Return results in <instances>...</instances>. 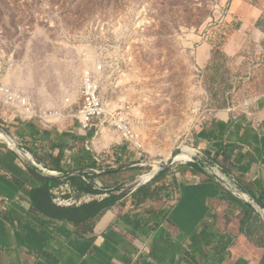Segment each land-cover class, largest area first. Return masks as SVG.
Returning a JSON list of instances; mask_svg holds the SVG:
<instances>
[{
  "label": "rangeland",
  "instance_id": "rangeland-1",
  "mask_svg": "<svg viewBox=\"0 0 264 264\" xmlns=\"http://www.w3.org/2000/svg\"><path fill=\"white\" fill-rule=\"evenodd\" d=\"M98 64L104 100L123 113L97 121L89 147L112 156L98 171L127 193L173 153L170 167L195 164L176 152L200 157L201 123L264 94V0H0V90L28 97L37 121L77 131L83 74ZM5 111L0 94V125ZM117 148L143 169L133 180Z\"/></svg>",
  "mask_w": 264,
  "mask_h": 264
},
{
  "label": "crops",
  "instance_id": "crops-1",
  "mask_svg": "<svg viewBox=\"0 0 264 264\" xmlns=\"http://www.w3.org/2000/svg\"><path fill=\"white\" fill-rule=\"evenodd\" d=\"M9 123L19 146L42 164L28 149L37 154L56 177L0 143V264H264V215L258 208L264 210V94L243 107L215 110L192 138L200 158L236 179L242 193L231 192L197 164L177 165L162 176L167 187L160 200L138 205L132 194L145 185L139 184L92 230L53 214V206L109 196L80 193L72 181L104 189L95 182L103 181L96 174L104 170L89 168L88 132L13 117ZM80 162L87 168L78 170ZM130 163L126 170L133 180L138 168L131 158ZM59 199L72 204L60 205Z\"/></svg>",
  "mask_w": 264,
  "mask_h": 264
},
{
  "label": "built area",
  "instance_id": "built-area-1",
  "mask_svg": "<svg viewBox=\"0 0 264 264\" xmlns=\"http://www.w3.org/2000/svg\"><path fill=\"white\" fill-rule=\"evenodd\" d=\"M104 70V65L98 64L96 67L85 71V73L83 74V88L81 92L80 105L75 117L78 119L80 128L84 131H88L89 129H91V127L94 126L97 121L100 122V124L106 123V120L109 117L115 118L117 120L121 119L120 115L123 113L110 109V105L104 100L102 89L100 86L101 83L99 81V77H101ZM0 94L3 99V105L7 110L2 117L4 125H0V132L4 136L5 134L2 129H6L3 126L6 127L7 123L11 120L12 117L13 119L20 118L25 121H36V117H39L35 114V109L32 107L30 99L23 96L19 90L7 86L0 90ZM46 117L56 119V116H54L53 113H51L50 116L48 115V113H45L43 119H45L47 123H50L52 121L46 119ZM125 126L127 125L125 124ZM0 143L5 144L8 148L10 147L6 136L5 139H0ZM23 151L26 155L30 156V154L25 149H23ZM204 162L211 168L215 176L220 181H223L228 187L238 190L236 179L223 172L222 168L219 165L211 164L210 162L205 160ZM97 185L101 186L100 184ZM57 201L60 205L72 204L71 202L62 199H59Z\"/></svg>",
  "mask_w": 264,
  "mask_h": 264
},
{
  "label": "trees",
  "instance_id": "trees-1",
  "mask_svg": "<svg viewBox=\"0 0 264 264\" xmlns=\"http://www.w3.org/2000/svg\"><path fill=\"white\" fill-rule=\"evenodd\" d=\"M258 27L261 26V21L259 20L256 24ZM6 131L11 135L12 138H14L11 134V131L9 128L3 126ZM15 139V138H14ZM120 149V148H117ZM125 150V149H124ZM28 151L35 157L37 161L40 163L44 164L42 159L37 156L34 152H31V150L28 149ZM64 153L65 151L62 150V153L58 157V161L61 162V160L64 158ZM91 154L90 157V166L89 168L91 169H102L105 168L104 165L107 163L108 160L112 159V156H104L100 155L97 156L96 153L93 151H89ZM115 157V162L119 164L120 166L126 165L127 162L124 161V155L121 154H114ZM96 158L100 159V162L96 160ZM136 163V162H133ZM87 162H85L83 165L80 162L78 164V170L82 168H87ZM195 165V164H193ZM196 167H198L196 165ZM199 168V167H198ZM142 168H138L137 172L138 175L142 172ZM169 170V168H165L161 170L159 173H157L152 180L149 183H146L145 185L141 186L138 188L133 194L132 197L137 200L138 205L145 204L146 202H153V201H158L161 199L162 192L164 189H166L167 185L163 183L162 181V176L165 174V172ZM140 172V173H139ZM116 175V174H113ZM102 178L103 186L104 189H95L93 183H86L83 180H78L74 179L73 184L75 185L76 188L80 191V193H86V194H91V195H102V194H108L109 196L106 197L104 200L100 201H92L88 204H82L81 206H72L69 208H64V207H57L53 206V214L54 216L58 217L60 220H65L71 223H74L75 225H84L85 228L91 229L94 226L95 222L98 220L100 216H102L106 211L110 210L114 205L124 197H126L127 193H121L119 195H116L113 193V190H110L111 186L108 183L106 184V178L107 176L100 175ZM95 177H90L91 181L93 182ZM117 182H113V184H116ZM117 186V185H116ZM40 208H42V205H39Z\"/></svg>",
  "mask_w": 264,
  "mask_h": 264
},
{
  "label": "water",
  "instance_id": "water-1",
  "mask_svg": "<svg viewBox=\"0 0 264 264\" xmlns=\"http://www.w3.org/2000/svg\"><path fill=\"white\" fill-rule=\"evenodd\" d=\"M2 131L4 132V134H5V136H6V139H7V141H8V143H9V148L11 149V150H13L14 152H16L17 154H18V156H20L21 158H23L24 160H27V161H29L30 162V164H31V166L35 169V170H37V171H39L40 173H42L43 175H48V176H52V177H56L54 174H51V173H49L45 168H44V166L42 165V164H39V163H36V161L33 159V158H31L29 155H26L25 153H24V151H23V149L24 148H22V147H20L19 146V144H18V142L14 139V138H12L11 137V135L6 131V130H3L2 129ZM192 157H193V159H192V162L193 163H195V164H197L199 167H201L208 175H210L212 178H214L217 182H219V183H222L225 187H227L231 192H233V193H235V194H238V193H242L239 189L238 190H236V189H233V188H230V187H228L223 181H220L216 176H215V174H214V172L211 170V168L204 162V160H202L200 157H199V155L197 154V153H195L194 152V154L192 155ZM176 161V159H175V156H174V154L172 155V157L170 158V159H168V161L167 162H163V163H160V169L153 175V177L157 174V173H159L161 170H163V169H165V168H168V167H170V165L172 164V163H174ZM150 163V162H149ZM133 166H138V164H133ZM128 167H132V165H130V166H125V167H123V169H127ZM122 169V168H121ZM94 172V171H93ZM152 177V178H153ZM138 186H140V185H138ZM258 208H259V210L263 213V215H264V210L261 208V207H259L258 206Z\"/></svg>",
  "mask_w": 264,
  "mask_h": 264
},
{
  "label": "bare ground",
  "instance_id": "bare-ground-1",
  "mask_svg": "<svg viewBox=\"0 0 264 264\" xmlns=\"http://www.w3.org/2000/svg\"><path fill=\"white\" fill-rule=\"evenodd\" d=\"M62 118V116H59V119H61ZM46 119H52V118H50V117H46ZM2 138H4L5 139V136L0 132V139H2ZM187 148V147H186ZM181 148L180 149V151H177L176 152V154H178V155H181L180 157L181 158H185V159H187V158H193L192 157V155L194 154V149H189V148ZM174 154V153H173ZM172 154V155H173ZM172 155H171V157H172ZM31 157V156H30ZM171 157H168V158H166V159H170ZM32 158V157H31ZM160 163L161 162H158V161H155L154 163H153V166H154V172H151V173H149L148 175L146 174V176H144V180H145V182H142V183H146V182H150V180H152V177H153V175L160 169ZM143 177V176H142Z\"/></svg>",
  "mask_w": 264,
  "mask_h": 264
}]
</instances>
